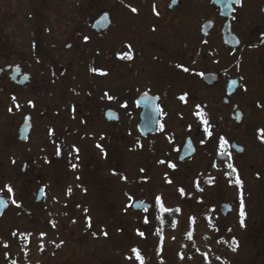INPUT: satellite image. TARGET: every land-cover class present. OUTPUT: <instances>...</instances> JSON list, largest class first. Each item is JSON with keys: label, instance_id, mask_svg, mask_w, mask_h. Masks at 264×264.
Wrapping results in <instances>:
<instances>
[{"label": "rangeland", "instance_id": "374dc122", "mask_svg": "<svg viewBox=\"0 0 264 264\" xmlns=\"http://www.w3.org/2000/svg\"><path fill=\"white\" fill-rule=\"evenodd\" d=\"M164 3L165 0H0V62L5 58L2 46L6 34L16 51L14 58L26 57L35 82L46 83L39 102L61 109L65 100H75L79 104L69 113L71 119L81 124L83 119L89 122L63 139L64 143L76 139V152H62L56 161L53 144L39 124L26 139H19L14 135V125L20 117L18 109L15 114L0 112V193L11 200L0 220V264H6L1 249L20 259L27 257L32 264H264V138L257 137L254 129L256 125L264 128V60L257 59L259 54L255 56L251 51V35L244 32L248 48L243 46L245 55L240 65L232 63L234 54L226 49L222 51L223 58L214 61L208 45L197 40L192 41L185 60L191 71L172 69L169 48L162 42L178 23L165 14L164 24L162 14L150 11L156 8L163 12ZM105 9L113 21L110 29L100 34L92 20ZM250 9L242 11L241 18L248 19L251 13L257 18L258 3ZM199 17L196 14L192 19ZM249 23L255 22H240L241 32ZM40 24L45 28L42 42L47 52L42 56L35 52ZM210 68L221 72L215 85L202 80V73ZM59 69L64 70L61 77ZM232 76L241 80L242 88L238 94L229 95L225 84ZM101 87H116L111 94L120 95L110 99ZM144 88L161 94L165 116L154 136L159 146L141 152L135 138L138 116L131 112L130 102ZM27 93L24 89L17 97L21 104L30 98ZM223 96L230 98L229 104H224ZM120 98L129 102L122 121L117 126L107 125L100 108L117 105ZM243 98H257L262 103L252 112ZM237 99L244 102L240 107L245 108V124L230 118ZM88 102L96 103L95 111L90 108L88 112ZM197 110L204 112L206 125H211L210 142L196 137ZM38 118L37 123L45 120ZM231 122L234 125L227 126ZM122 129L127 133L124 140L128 149L120 151L119 147L122 158L112 164L108 142L117 138L118 144L113 146H120L118 133ZM167 131L172 132L177 145L186 134H192L198 150L191 160L173 168L157 163L156 152L170 144L165 138ZM232 139L247 145V152L217 167L215 155L220 147L231 150ZM140 157L150 159V167L144 162L143 170H139ZM75 161L79 166L71 168L68 164ZM95 161L96 165L87 166ZM53 162L60 164L56 167ZM230 170L237 172L234 177ZM38 176L47 181L48 206L53 210L46 207L44 211L42 205L35 215L16 203L28 193L20 185ZM206 176L210 181L203 185L201 181ZM68 183L72 187L67 191ZM9 185L13 191H9ZM215 194L219 196L216 206ZM51 196L58 200L49 199ZM138 197L151 201L154 209L133 210L130 203ZM205 197L207 204H201ZM220 200L233 204L234 210L222 214ZM160 206L177 208L163 233L155 229ZM51 213L55 220L50 219ZM32 218L39 223L30 246H24L19 236L32 228ZM4 242L8 243L6 248Z\"/></svg>", "mask_w": 264, "mask_h": 264}, {"label": "flooded vegetation", "instance_id": "af4514ba", "mask_svg": "<svg viewBox=\"0 0 264 264\" xmlns=\"http://www.w3.org/2000/svg\"><path fill=\"white\" fill-rule=\"evenodd\" d=\"M257 3H258V9H257L258 17L257 18H253L252 13L248 19L241 18L242 11H245V10L251 11L250 7L256 8ZM163 9H164L163 12H161L159 9L157 10L156 8L152 10L150 9V11L152 12L150 13L151 14L153 13L162 14L163 16L162 20L164 24H165L164 19L166 17L165 14L168 15V17L170 18L172 22L178 23L176 29L168 30L167 35H166L167 37L165 39L166 41L162 42L163 45H166L169 48V58L173 60V62L171 63L172 69H183L184 71H186L185 69H187V71H191L189 68L190 67L189 63L186 62L185 60L187 58V55L190 53V48H192V45H191L192 41H197V40L198 41L201 40L202 42H204L206 46L208 45V50L210 52L209 54L211 55V58L214 61H218L221 58H223L222 51L226 49L229 52H231L230 54H234L232 63H236V65L238 66L240 65L241 59L244 57L243 54L245 55V53L243 52L244 47L248 48V46H250L251 51H254L253 53L255 56L259 54V56H257V59L260 57L262 60H264V0H165ZM104 12H107L109 15V23L105 28L98 30L93 26V23H94V20L97 19L101 15L100 13H104ZM204 12H206V14H204ZM100 13H98L92 20V26L96 30V32L102 34L104 32H107L110 29L113 18H112V14L107 9L102 10ZM196 14H199L200 17L198 19H192V17L195 16ZM195 22L197 23L195 24ZM240 22H255V23L254 24L249 23L248 27L244 28V30H242L241 32ZM205 23H208L206 30H204V26H203ZM40 26L41 27L38 29V31L40 32L39 40L37 41L38 46L35 49V52L38 53L39 56L40 55L42 56L45 54L47 55V52L42 42L43 35H44L43 33L45 31V28L43 27L44 25L40 24ZM153 28L157 29V27H154V26ZM158 28H161V27H158ZM165 28L167 29L166 25H165ZM244 32L248 33V35H251L249 37L251 40H249L248 46H246L247 42L242 37V33ZM3 39H4L3 41L4 45L2 47L5 53L6 59L4 58V60L0 62V112H8L9 114H15L16 109H18V112L20 113L19 114L20 117L18 120L19 121L18 124L14 125L16 127V129L14 127V130H15L14 135L18 137L19 139H26L29 133L33 131L34 127L37 124H39L43 129L42 130V132H44L43 134H45L48 137V139H50V142H52L53 144V148H54L53 154L56 158L55 159L56 161L58 159V156L61 155L62 152L67 151V153H73V152L75 153L76 150L78 149L77 144H76V139H74L72 142H67V143H64L63 139L70 133L74 134V132H77L79 128L81 127L80 125H82L83 127L84 125L89 124V122L86 123L85 119L81 120L82 124L76 119L75 120L71 119V115L69 113L73 112L74 109L77 107V104L79 103H76L77 101L75 100H68V101L65 100V103L61 105V109H59L57 106H54L53 108H51L52 105L45 107L43 104H41L39 101H42L41 95L45 92L44 89L46 88V83L42 82L41 84H39L35 82L34 73L28 67L29 64L31 63H29V61L28 63H26L25 60L27 58L24 56L22 58L19 57L15 59L14 57H15L16 51L9 44L10 37H6V34H5L3 36ZM230 40L237 42V44L231 43ZM128 44H131V43H128ZM252 46H254L255 49H252L251 48ZM140 51H143V50H140ZM175 59H179V60H175ZM50 63L54 64L53 61H50ZM91 69H93L92 63H91ZM63 72H64L63 69H59L58 76L61 77ZM206 72H213L217 74V81L213 85L219 83V80L221 77L220 70H215L212 68L207 69L202 73V77H203V74ZM261 72L264 73V65H263V70ZM232 77L237 78L238 86L234 92L232 93L227 92L229 95L238 94L239 90L242 88L241 80L236 76H232ZM52 78L53 80H56L58 77L54 75ZM261 79L262 80L264 79V75L261 76ZM228 80L225 84L226 91H227ZM203 81L206 82L205 80ZM62 83L63 81L61 82V84ZM206 83L209 84L208 82ZM28 87H31V89H29ZM24 89H25V92H28L27 95L30 98L27 100L26 103L21 104L18 101L17 97L19 96L21 92H24ZM101 89H102L103 94L105 96H108L110 99L114 95H117V96L120 95L117 93H114V95H112L113 94L112 91L113 90L115 91L116 87H114V89L112 90L108 87H104V88L101 87ZM144 91L148 92L149 95L151 96H157L156 106L158 109V118H157L155 130L147 134H142L138 127V124L141 120V112H142L143 107L138 103L137 98L139 94ZM140 93L137 95L136 99H134V102L133 101L130 102L132 103L130 108H131V112L138 116V119L135 125V131H136L135 138L138 139L136 142V147L139 149V151L142 152L145 149L146 150L148 149V151L149 149H154L156 145L159 146L160 143L158 140H156V138H154V136L159 133V130L163 126L162 119L165 116L164 114L165 112H163L162 103L160 102L161 94L157 92H153L152 89L150 88H144ZM62 94L63 93L61 92L60 95ZM180 97H184L183 101L185 100L184 94L181 93ZM243 99H244V102L248 104L246 106L250 107L252 112L255 110L257 105L262 103L260 102L261 100L257 98H254L253 100H250L248 98L246 99L243 98ZM115 100H118V98ZM222 100L224 104L230 103V98L228 96H223ZM91 102H94V101H91ZM128 104H129L128 101L124 100V98H120L117 105L108 104L104 106L103 108H100V113L102 117L104 118L105 122L107 123V125L113 124L114 126H117L116 124L122 121L123 110L126 109ZM204 104L207 105L208 103L204 102ZM243 104H241L238 99L237 101L235 100L232 105L233 111H230V118L231 117L234 118L240 124L241 123L245 124L244 122L245 121V112H244L245 108L243 107L242 109L240 107V106H244ZM96 106H97L96 103L92 104L88 102L86 104V107L88 108V112L91 110L90 108H92V111L93 110L95 111ZM236 112L241 113L240 120L236 119ZM195 114H196L197 122L199 124V127L195 131L196 137L202 139V141L206 142L209 140L210 142L212 140L211 139V134H212L211 125L210 126L206 125V118H205L206 116L204 112L197 110ZM81 116H84V115L82 114ZM38 117L41 118L40 121L44 119L45 120L37 123V119L39 120ZM25 119L29 120L30 127H29V131L26 137L21 138L20 128ZM217 125H219L218 122H217ZM233 125H234L233 122L227 123V126L229 127H232ZM254 129H255V133L257 137L264 138V130H263L264 128H262L261 125H258V126L256 125ZM126 136H127L126 130H123V129L120 130V132L118 133V140H119L120 146L116 148H114L113 145L118 144L117 138L114 139L112 137V140L108 142L111 148V152L108 151L107 154L114 161V162L110 161V163L115 164V160H118V159L121 160L122 158L121 154L123 153L119 152V147H121L120 151H122L124 148V151L126 152V150L128 149L127 148L128 143L126 140H124ZM184 137H185L184 141L177 145V141L172 139V132L167 131V137L165 138L167 139V142H169L170 144L169 146H165V149L162 148L161 146L162 149L159 150L161 152L159 151L156 152L157 161H158L157 163H166L170 167H172V165H175L176 167V166H179L191 160V158L195 156L198 150L197 149L198 146L192 134H186ZM187 137L191 138V141L194 144L195 149L191 155H187L183 158H180L179 154L181 152L182 146ZM233 142L242 144L244 146V150L241 152L237 151L232 145ZM230 146H231V150H227L228 147L226 146L219 148V153L215 155L213 159L217 167L230 164L231 162L230 160L232 157L236 158L237 156L243 155L247 152V149H248L247 145H244L243 143H240L235 139L231 140ZM75 157L77 156L75 155ZM140 159H142L140 162L142 164L138 165L139 170H143L144 162L148 167H150V164H151L150 159L146 157H140ZM96 163H97L96 161L94 163H87V166H93V165H96ZM25 164L26 163H24V166L22 167L24 171L27 169V164L26 165ZM58 164L60 163L58 162L54 163L56 167H58ZM68 165L71 168H74L76 166H79V163L78 161L77 162L75 161L74 163L70 162ZM236 173L237 172H235V170H230V175L232 177H234ZM176 176H173L174 180H176ZM207 181H210L209 176H206L201 181V183L204 185L208 183ZM80 185H81L80 183L77 184L78 187ZM9 186H10V189L13 191L12 185H9ZM20 186L22 187V189H24L28 193L27 195L25 194L23 197L24 199L21 198V200L18 203H16V205L21 206L26 212L30 214L32 213L35 215L37 214L36 209H41L42 205H43L44 211H46L45 209L46 207L49 208L50 211L53 210L51 206L50 207L48 206L47 198L49 197V195L47 193L49 192V189H48L46 179H42L39 176L35 180L30 178L24 181ZM70 186L72 187V184L70 183H68V185L65 184V187H67V191L69 190ZM181 189L183 190L182 186L180 188V192L184 194L185 189H184V192L181 191ZM29 190L31 191L33 195L30 194ZM39 191H41L40 197L38 196ZM2 195L5 196L7 199V207L5 208L2 215L0 216V220L4 216L5 211L9 209L11 205V200L8 197V195H5V194H2ZM51 197L52 198H49V199L58 200L57 196H51ZM218 197L219 196L217 194L214 195L215 206L217 204L216 202L219 200ZM138 199H142L146 202L151 203V201L146 200L144 197L134 198L130 203V207L133 210H136V211L147 210L148 211L152 208L154 209V206L152 203L149 208H146V207L134 208L133 201L138 200ZM188 199L191 200L190 197H188ZM207 200H208L207 197H205V199H201L200 203L207 204ZM219 203H220L219 210L224 215H226L229 211L231 212L234 210V205L227 201L220 200ZM223 203H228L231 206V208L225 213H223V211L221 210V205ZM159 208L160 209H158V211L156 212V228L155 229H157L156 231L158 233H163L164 229L170 226L169 222H172L171 218H173V215L177 212V208H172V209L162 208V206H160ZM242 214H244L243 210H242ZM50 215H52L50 216V219L55 220L54 218L55 215H53L52 213ZM38 223L39 221H37V218H34V220L32 218V220L29 222L30 225L33 224L32 228L31 229L28 228L27 229L28 231H26L27 233L24 232V234H21L19 236L20 237L19 240L21 244H23L24 246H30L31 241H32L33 231L36 230L34 228H37L38 225L36 224ZM166 225H169V226L167 227ZM3 244L5 248L8 246L7 242H4ZM24 249L27 253V247H25ZM1 250L3 251V253H5L4 256L6 258V264H32V262L27 257L20 259L16 257L14 253L6 254V251H4L3 249Z\"/></svg>", "mask_w": 264, "mask_h": 264}, {"label": "water", "instance_id": "95a60500", "mask_svg": "<svg viewBox=\"0 0 264 264\" xmlns=\"http://www.w3.org/2000/svg\"><path fill=\"white\" fill-rule=\"evenodd\" d=\"M108 23H109V15L107 12H104L97 19L94 20L93 26L96 29L101 30L105 28L108 25ZM207 24L208 23H205L203 25L204 30H206ZM230 42L237 44V42H234L233 40H230ZM203 80H205L208 83H215L217 81V74L213 72H206L203 74ZM237 86H238L237 78L234 77L230 78L227 83V92L228 93L234 92ZM137 101L143 107L141 112V120L138 124L139 130L141 131L142 134L153 132L155 130L157 118H158V109L156 106L157 96H151L149 95L148 92L144 91L139 94ZM240 118H241V113L236 112V119L240 120ZM29 127H30L29 120L25 119L20 128L21 138L26 137L29 131ZM232 145L239 152L244 150V146L242 144L233 142ZM194 149L195 146L192 143L191 138L187 137L179 154L180 158H183L187 155H191L194 152ZM38 196L39 197L41 196V191H39ZM150 206L151 203L146 202L142 199L133 201L134 208H141V207L149 208ZM6 207H7V199L5 196L0 194V216L2 215ZM230 208L231 206L228 203H223L221 205V210L223 211V213L227 212Z\"/></svg>", "mask_w": 264, "mask_h": 264}, {"label": "snow or ice", "instance_id": "6c2138e0", "mask_svg": "<svg viewBox=\"0 0 264 264\" xmlns=\"http://www.w3.org/2000/svg\"><path fill=\"white\" fill-rule=\"evenodd\" d=\"M133 11H136V9H133ZM128 58H131L130 56ZM187 71V69H185ZM181 99H184V97H181ZM172 167H175V165H172ZM9 191H11V189H9ZM141 235H143V233H141Z\"/></svg>", "mask_w": 264, "mask_h": 264}]
</instances>
